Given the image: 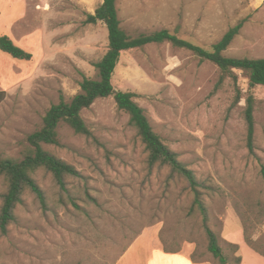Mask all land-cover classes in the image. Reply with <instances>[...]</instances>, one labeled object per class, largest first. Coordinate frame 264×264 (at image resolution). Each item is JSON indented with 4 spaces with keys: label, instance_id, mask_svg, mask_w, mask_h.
<instances>
[{
    "label": "rangeland",
    "instance_id": "374dc122",
    "mask_svg": "<svg viewBox=\"0 0 264 264\" xmlns=\"http://www.w3.org/2000/svg\"><path fill=\"white\" fill-rule=\"evenodd\" d=\"M62 3L74 13L49 16L67 19L68 27L48 30L47 55L42 58L46 47L36 32L17 46L30 60L9 57L1 64L2 159L24 158L27 136L41 128L61 96L68 103L80 92L83 77L96 79L93 64L107 51L105 26L86 23L88 15L78 13L76 3ZM116 9L131 37L165 29L204 49L242 21L223 55L264 58V0H117ZM234 73L235 84L227 78L216 87L220 72L214 64L165 42L123 51L111 80L115 90L136 95L153 131L205 184L207 225L230 256L228 264H234L229 244H246L245 237L264 254V86L251 91V154L242 116L248 80ZM81 117L90 138L62 123L58 146H44L80 176L68 179L63 191L45 170L33 174L46 207L29 192L23 195L7 233H0V264H115L130 247L122 264H144L157 248L186 252L197 264H220L207 251L202 216L196 210L188 214L193 200L188 183L166 167L148 169L144 145L113 98L97 99ZM5 191L0 176V205Z\"/></svg>",
    "mask_w": 264,
    "mask_h": 264
},
{
    "label": "trees",
    "instance_id": "16d2710c",
    "mask_svg": "<svg viewBox=\"0 0 264 264\" xmlns=\"http://www.w3.org/2000/svg\"><path fill=\"white\" fill-rule=\"evenodd\" d=\"M117 0H102L93 15H88L86 23H102L107 30L108 47L104 56L93 64L96 79L82 78L80 92L70 102H65L61 96L58 104L52 105L42 118L39 130L27 136L29 151L21 160L0 158V176L6 182V191L2 195L0 205V233L6 234L8 226L15 219V209L22 203L26 192L34 195L43 208L46 207V197L33 178L38 170L49 173L61 190L66 189L67 180L79 177L75 168L44 149V146H58L57 129L60 124H66L76 135L90 138L91 132L81 117V111L89 109L91 105L101 98L112 97L118 110L129 116V124L137 131L144 149L147 153L146 164L149 170L154 167H166L171 176H179L188 183L190 194L193 197L188 214L192 216L196 211L202 216V224L207 237V251L220 264H228L230 256L225 255L218 243L217 235L208 227V212L204 202L205 184L197 181L195 174L185 164L178 160L175 152L171 151L162 139L153 131L144 110L134 102L136 95L132 92L117 91L113 88L111 80L114 70L123 51L142 48L148 44L170 43L173 47L186 49L192 52L200 61H209L214 64L219 72L216 87L229 78L235 84L237 75L234 70L244 73L248 80V96L242 113L246 128V147L253 153L254 147V97L251 91L257 86H264V58H230L223 55L235 36L242 28V21L226 31L222 38L209 49H204L189 41L178 38L168 30H160L150 34H141L137 37L129 36L120 26L116 9ZM0 51L8 54L13 59L30 60L31 54L15 46L7 36H0ZM0 91V101L4 98ZM240 98L237 90L236 100ZM260 176L264 181V165L260 166ZM248 247L255 250L253 242L245 237ZM234 264H240L241 258L236 255L238 245L229 244ZM165 253L169 252L164 250ZM191 260L193 261L192 257ZM194 262V261H193ZM196 263V262H195Z\"/></svg>",
    "mask_w": 264,
    "mask_h": 264
},
{
    "label": "crops",
    "instance_id": "0c3cea01",
    "mask_svg": "<svg viewBox=\"0 0 264 264\" xmlns=\"http://www.w3.org/2000/svg\"><path fill=\"white\" fill-rule=\"evenodd\" d=\"M70 2L76 3L74 7L79 9L78 13L93 15L96 8L102 3V0H70ZM67 7L69 8H66L62 3V0H0V36H7L15 46H18L20 40L30 38L37 32L41 44L46 47V50L42 55L43 58L47 55L48 47L50 48L52 46V43H48V30L62 31L68 27L67 19L62 21L61 18L60 20H52L49 16L73 15V7H71V5H68ZM74 20L75 19H73V21ZM80 20L83 21V18L81 17ZM9 57L11 56L0 51V68L1 64L10 61ZM12 65L13 68L17 70L24 71L26 68L21 64L19 66ZM237 245L239 247L238 256L241 258L240 264H264V257L255 250L239 241L237 242ZM130 250H132V247H130L121 260L115 264H122L123 258ZM144 264L197 263L193 262L186 252L165 253L163 250L157 248L156 251L151 253L150 257L147 258Z\"/></svg>",
    "mask_w": 264,
    "mask_h": 264
}]
</instances>
